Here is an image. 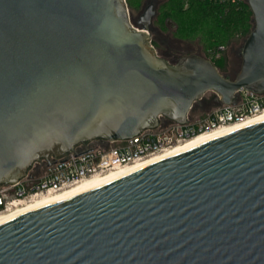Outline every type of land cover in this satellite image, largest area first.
Returning a JSON list of instances; mask_svg holds the SVG:
<instances>
[{"label":"water","instance_id":"1","mask_svg":"<svg viewBox=\"0 0 264 264\" xmlns=\"http://www.w3.org/2000/svg\"><path fill=\"white\" fill-rule=\"evenodd\" d=\"M234 79L151 44L126 0H0V186L35 163L264 92V0ZM0 264H264V122L0 226Z\"/></svg>","mask_w":264,"mask_h":264},{"label":"built area","instance_id":"2","mask_svg":"<svg viewBox=\"0 0 264 264\" xmlns=\"http://www.w3.org/2000/svg\"><path fill=\"white\" fill-rule=\"evenodd\" d=\"M198 1L225 6L248 3V0ZM222 49L213 55L219 58ZM235 100L234 105L221 104L203 117H193L189 113L185 124L161 117L157 128L144 130L130 139L104 143L94 140L77 148L82 151L91 149L82 155L70 153L53 160L51 165L45 160L35 163L17 183L0 186V216L24 209L44 196L64 192L87 180L142 163L199 134L243 124L264 113V92L241 90Z\"/></svg>","mask_w":264,"mask_h":264},{"label":"rangeland","instance_id":"3","mask_svg":"<svg viewBox=\"0 0 264 264\" xmlns=\"http://www.w3.org/2000/svg\"><path fill=\"white\" fill-rule=\"evenodd\" d=\"M127 4L136 24L146 7L153 4L155 15L149 26L151 44L158 52L167 53L173 65L183 56L197 54L222 63L224 76L234 79L238 74L243 45L255 27L249 5L238 18L236 12H230L225 5L220 10L210 9L205 2L197 0H127ZM215 46L218 47L216 50L207 51ZM221 48L220 57H215L213 53ZM238 49L241 59L234 56ZM220 105L219 97L214 92H207L195 103L190 115L203 117Z\"/></svg>","mask_w":264,"mask_h":264},{"label":"bare ground","instance_id":"4","mask_svg":"<svg viewBox=\"0 0 264 264\" xmlns=\"http://www.w3.org/2000/svg\"><path fill=\"white\" fill-rule=\"evenodd\" d=\"M264 122V113L258 117H255L254 119H251L243 124H238V125H230V127H225V128H221V129H217V130H213L210 132H206L203 134H199L189 140H187L186 142H183L182 144L178 145L177 147H175L174 149L163 153V154H159V155H155L152 156L150 158H148L147 160L143 161L142 163H139L137 165L134 166H130L127 168L122 169L119 172H114L110 175H107L105 177H97V178H93L90 180H87L77 186H74L72 188H69L67 190H65L64 192L61 193H57L55 195H50V196H44L42 199L37 200V202H34L31 205H28L27 207H25L24 209H20L17 211H14L10 214L7 215H3L0 216V226L8 223L9 221L15 219L16 217L46 207L48 205L51 204H55L67 199H71L73 197L79 196L81 194H84L86 192H89L93 189H96L100 186H103L107 183H110L118 178H121L123 176H126L134 171H137L145 166H148L150 164H153L155 162L161 161L163 159L178 155L186 150L201 146L207 142L210 141H215V139H218L220 137L226 136L230 133L236 132L240 129H243V127H248V126H252L258 123H262Z\"/></svg>","mask_w":264,"mask_h":264},{"label":"trees","instance_id":"5","mask_svg":"<svg viewBox=\"0 0 264 264\" xmlns=\"http://www.w3.org/2000/svg\"><path fill=\"white\" fill-rule=\"evenodd\" d=\"M127 1V0H126ZM196 1V0H195ZM198 1V0H197ZM202 2V1H201ZM204 3V2H203ZM198 4H200V3H198ZM207 6H208V8H210V9H217V10H220V9H222L221 7H223L222 5H216V4H211V3H205ZM224 7H229L230 9H229V11L230 12H236V16L238 17V18H240V16L241 15H243L242 13H244V11L249 7L248 6V3H245V4H243V5H240V6H236V5H228V6H224ZM235 19H236V17H235ZM154 47V46H153ZM213 47H211V49H208L207 51H209V50H216L218 47L217 46H215L214 47V49H212ZM241 48V47H240ZM158 52V51H157ZM160 52H158V54H159ZM235 55L234 56H241V54L239 55V49H238V51L236 50L235 52ZM240 53H241V49H240ZM161 57H163L164 59H166L167 61H169L170 63H172L167 57V53H160L159 54ZM170 56V55H169ZM223 57H221V59H222ZM240 59H241V57H240ZM218 60H220V59H218ZM217 60V61H218ZM213 63L215 64V66L219 69V71L221 72L222 70H221V64L222 63H220V62H215L214 60H213ZM173 64V63H172ZM222 73V72H221ZM224 75V74H223ZM194 106H195V104H194ZM193 106V107H194Z\"/></svg>","mask_w":264,"mask_h":264}]
</instances>
